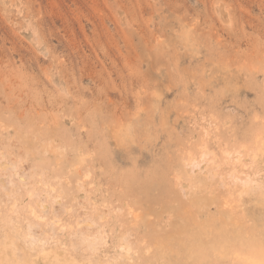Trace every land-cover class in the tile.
<instances>
[{
    "label": "rangeland",
    "instance_id": "rangeland-1",
    "mask_svg": "<svg viewBox=\"0 0 264 264\" xmlns=\"http://www.w3.org/2000/svg\"><path fill=\"white\" fill-rule=\"evenodd\" d=\"M262 141L264 0H0V239L244 264L264 206L230 174L264 183ZM191 160L218 176L191 180Z\"/></svg>",
    "mask_w": 264,
    "mask_h": 264
},
{
    "label": "bare ground",
    "instance_id": "bare-ground-1",
    "mask_svg": "<svg viewBox=\"0 0 264 264\" xmlns=\"http://www.w3.org/2000/svg\"><path fill=\"white\" fill-rule=\"evenodd\" d=\"M209 130L211 131V128ZM205 152L206 154H209V151L205 150ZM225 153L227 155V161L230 162L233 158V153L230 151H226ZM252 153H255V152H252ZM253 155H255L254 156L255 158L258 157V159L259 158L261 159V157L263 158L262 155H264V141H262L258 145L257 152ZM254 157L252 156L253 159ZM237 159L236 161H239ZM2 166L6 169L8 165L7 163H4ZM185 168L191 180L200 176L202 173L206 174L212 180L218 176L217 173L213 169H210L206 163L196 165L194 160L189 161L186 164ZM236 173L234 171L230 175L232 176L234 180H239V182L241 181L240 184L243 186V193L250 194L256 191L258 195V199H260L259 202L262 204L261 205L259 203V205H261L262 206L261 208H263L264 206V183L260 181L261 179L256 181L252 178V176L248 174H246L244 178H241ZM262 180H264V178ZM221 184L226 186V182L224 180L221 181ZM191 187H192V183L185 185V188L187 189V191H189ZM33 196L34 194L31 195V197ZM263 210L261 209V211ZM33 212H34L33 214L37 215L35 211ZM83 219L85 220L87 219L86 221L89 226L94 225V221H91V219L85 218V217ZM10 222L13 223L11 220ZM3 225L4 226L2 228H4V233L2 235V238L0 239V264H101L99 261L95 259H90V258L78 259L76 256H74L69 251H56V252L50 251L49 253L42 254V252L45 253V249H46V248L45 249L42 248L40 250H37L36 253L28 252L24 250L23 248H21L20 246V241L23 235L21 234L19 228L15 226H11L7 223H4ZM33 226L35 225L31 224L29 226L28 234H30L29 230ZM260 233H261L260 236H257L256 239L247 240V243L245 245L250 250V254L242 258L244 259L243 260L244 264H264V229L261 230ZM237 235L242 236L241 232H238ZM30 240H32V238H29L28 240H26V242ZM82 240L88 241L87 250L95 251L96 250L95 245L99 244L102 238H94L93 240H90L87 237H82ZM92 242H94V244ZM53 249L56 250V248H53ZM123 249H125L126 253L129 255L132 251V246L129 244V242H126L125 245H123ZM109 264H113V263H109Z\"/></svg>",
    "mask_w": 264,
    "mask_h": 264
}]
</instances>
